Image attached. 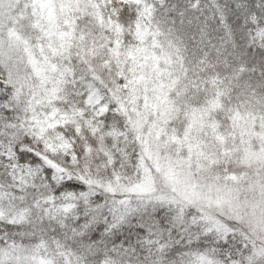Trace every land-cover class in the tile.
<instances>
[{
    "label": "snow or ice",
    "instance_id": "snow-or-ice-1",
    "mask_svg": "<svg viewBox=\"0 0 264 264\" xmlns=\"http://www.w3.org/2000/svg\"><path fill=\"white\" fill-rule=\"evenodd\" d=\"M0 264H264V0H0Z\"/></svg>",
    "mask_w": 264,
    "mask_h": 264
}]
</instances>
